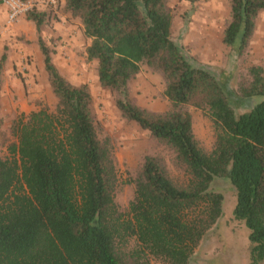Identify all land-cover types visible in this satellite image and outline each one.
I'll list each match as a JSON object with an SVG mask.
<instances>
[{
    "label": "trees",
    "instance_id": "obj_1",
    "mask_svg": "<svg viewBox=\"0 0 264 264\" xmlns=\"http://www.w3.org/2000/svg\"><path fill=\"white\" fill-rule=\"evenodd\" d=\"M61 1L90 39L86 55L96 61L100 86L115 94L124 117L175 152L184 178L172 179L146 155L131 180L134 196L119 210L115 154L110 139L98 138L89 86L60 73L41 35L46 13L32 8L25 16L34 23L57 105L14 121L16 142L0 158V264H148L151 258L192 264L223 212L218 179L235 191L233 217L247 227L250 264H258L264 259V68L250 66L249 80L234 89L228 73L197 66L172 38L168 0ZM228 2L223 42L241 56L264 0ZM5 61L3 53L0 92ZM143 65L162 77L168 110L152 112L129 98ZM191 106L212 124L208 152L198 145Z\"/></svg>",
    "mask_w": 264,
    "mask_h": 264
},
{
    "label": "rangeland",
    "instance_id": "obj_2",
    "mask_svg": "<svg viewBox=\"0 0 264 264\" xmlns=\"http://www.w3.org/2000/svg\"><path fill=\"white\" fill-rule=\"evenodd\" d=\"M31 1L32 8L46 13L41 35L51 47L60 73L74 84L89 86L98 138L110 139L115 154L117 187L114 198L119 210L125 211L134 196L131 180L141 171L146 155L156 157L172 179L182 180L183 171L176 163L175 152L148 130L124 117L115 105V94L100 86L96 61L89 60L86 55L90 39L85 36L79 20L62 11L61 0ZM0 4L4 10L0 12V56L6 54L0 92V158H4L9 156V145L16 142L12 133L14 121L25 119L31 111L41 108L54 110L57 98L43 66L34 23L26 19V13L8 23L6 7ZM168 6L172 13V38L197 66L218 76L228 73L234 89L241 81L249 80L250 66L264 68V10L255 22L248 48L237 56L223 42V31L230 17L228 0H199L192 4L187 0H168ZM163 91L162 77L143 65L130 82L128 95L142 108L163 112L170 108ZM190 109L198 145L208 152L214 141L212 124L200 109L193 106ZM215 185L224 194L223 212L195 249L192 264H250L248 229L232 213L235 191L223 179L216 180ZM148 264L162 263L151 258ZM258 264H264V259Z\"/></svg>",
    "mask_w": 264,
    "mask_h": 264
},
{
    "label": "built area",
    "instance_id": "obj_3",
    "mask_svg": "<svg viewBox=\"0 0 264 264\" xmlns=\"http://www.w3.org/2000/svg\"><path fill=\"white\" fill-rule=\"evenodd\" d=\"M7 10V22L12 23L20 14L32 9L31 0H1ZM53 1V0H52Z\"/></svg>",
    "mask_w": 264,
    "mask_h": 264
},
{
    "label": "crops",
    "instance_id": "obj_4",
    "mask_svg": "<svg viewBox=\"0 0 264 264\" xmlns=\"http://www.w3.org/2000/svg\"><path fill=\"white\" fill-rule=\"evenodd\" d=\"M0 5H1V4H0ZM3 11H4L3 8L0 7V12L3 13ZM1 19H2V15H1V13H0V22H1Z\"/></svg>",
    "mask_w": 264,
    "mask_h": 264
}]
</instances>
